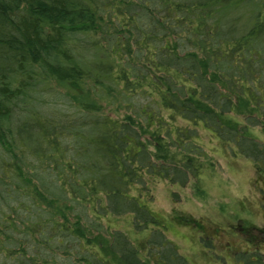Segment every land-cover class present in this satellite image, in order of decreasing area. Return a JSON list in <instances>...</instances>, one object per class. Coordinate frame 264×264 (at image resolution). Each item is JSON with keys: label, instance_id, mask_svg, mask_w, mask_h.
Wrapping results in <instances>:
<instances>
[{"label": "trees", "instance_id": "trees-1", "mask_svg": "<svg viewBox=\"0 0 264 264\" xmlns=\"http://www.w3.org/2000/svg\"><path fill=\"white\" fill-rule=\"evenodd\" d=\"M255 129L264 0H0V264H189L152 183L214 172L201 131L264 167Z\"/></svg>", "mask_w": 264, "mask_h": 264}, {"label": "rangeland", "instance_id": "rangeland-1", "mask_svg": "<svg viewBox=\"0 0 264 264\" xmlns=\"http://www.w3.org/2000/svg\"><path fill=\"white\" fill-rule=\"evenodd\" d=\"M252 133L264 143L261 130ZM200 140L217 161L214 172L185 188L170 187L161 181L152 183L153 211L166 218L165 235L189 264H242V255L253 250L248 236L260 238L254 231L264 228V167L223 148L205 131L200 132ZM250 148L247 145L248 151ZM178 215L198 222L186 220L182 225L173 219ZM107 224L127 233L136 245L147 237L159 242L156 230L146 236L133 234L128 217L111 218ZM259 249L264 259V244Z\"/></svg>", "mask_w": 264, "mask_h": 264}]
</instances>
